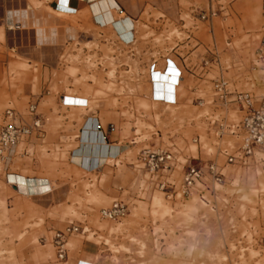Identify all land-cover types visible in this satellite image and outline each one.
<instances>
[{
	"label": "rangeland",
	"instance_id": "rangeland-1",
	"mask_svg": "<svg viewBox=\"0 0 264 264\" xmlns=\"http://www.w3.org/2000/svg\"><path fill=\"white\" fill-rule=\"evenodd\" d=\"M31 1H0V13L29 12L20 24L10 18L0 40V127L9 108L15 123H29L30 104L41 120L0 170V264H264V146L244 165L227 163L242 113L214 92L223 78L264 96V0L119 1L137 23L126 43L87 27V16L51 20L43 8L39 24L55 35L38 42ZM177 57L196 100L154 101L149 65ZM91 116L107 144L125 148L87 170L71 157H94L82 140ZM144 148L177 155L173 190L136 165ZM185 157L214 162L222 179L205 171L183 196ZM114 200L124 216L101 218ZM67 226L78 230L60 258L55 235Z\"/></svg>",
	"mask_w": 264,
	"mask_h": 264
},
{
	"label": "built area",
	"instance_id": "built-area-1",
	"mask_svg": "<svg viewBox=\"0 0 264 264\" xmlns=\"http://www.w3.org/2000/svg\"><path fill=\"white\" fill-rule=\"evenodd\" d=\"M212 12V11H211ZM156 68L154 64L151 69ZM158 67V66H157ZM215 96L223 103H231L238 107L242 113L240 121L234 125L240 136V142L232 153L224 152L227 163L246 164L251 159L256 150L264 146V96H254L249 92L233 91L228 87V82L223 78L214 82ZM29 123H15L16 113L9 108L5 111L4 124L0 127V170L7 171L8 164L14 154L16 146L28 138L32 133L41 132V120L36 113L34 104L28 106ZM100 126L97 127V130ZM221 127V126H220ZM99 131V130H98ZM102 133L101 131H99ZM196 142V140H194ZM76 154H73V161ZM76 163L75 161H73ZM178 163L175 153L159 149L144 148L139 151L136 158V165L144 170L153 182L161 190H173L175 184L168 180L170 172ZM78 164V163H77ZM183 176L178 186V192L183 196H188L201 183L205 171L212 176L215 181L222 179V172L214 162L202 163L201 161H184ZM11 173H5V177ZM12 185V184H11ZM126 206L118 200H114L110 207L102 208L99 211L100 217L107 220H117L124 216ZM76 226H67L63 231H59L56 237L59 257L64 254L63 238L74 231Z\"/></svg>",
	"mask_w": 264,
	"mask_h": 264
},
{
	"label": "crops",
	"instance_id": "crops-1",
	"mask_svg": "<svg viewBox=\"0 0 264 264\" xmlns=\"http://www.w3.org/2000/svg\"><path fill=\"white\" fill-rule=\"evenodd\" d=\"M0 1H12V0H0ZM17 1H27V0H17ZM42 1H46V2L49 1V2L44 4ZM108 1L110 2L111 0H32L31 1V3H32L31 4V7H32L31 12L34 16L35 34L37 36L38 41L43 42L44 40H47L48 38H52L55 35L53 27L50 28V34L47 35L45 32V29L39 24V20L36 17V14L40 13L41 8L46 9V11H47L45 18L49 17L51 20H53L55 17H58V18L67 17V18H69V17H77V16H87V18H86V21L88 22L87 27H96L99 30H108V31H110V33H113V34H114V31H113L114 29L111 26H108L107 24H105L103 22L102 18L101 17L98 18V16L104 17L105 14H109L111 19L114 21V20H117L118 18H120L122 16V13H123V14L128 15V17L131 19V21L133 23L132 37H134L135 27H136L137 23L132 19V17L130 16L131 14L129 12H127L128 13L127 14L123 10L121 5L119 4V1H125V0H112L110 2L111 4H113L112 6L109 4ZM52 11L54 14H52ZM28 16H29V12L27 10L15 11L14 16L9 15V14H4V12L0 13V40H2V38H3L2 33L7 31V28L5 25L10 20V18L15 17L16 22H18V24H20L21 19L24 20ZM18 28H20V25L18 26ZM208 33L210 35H212L213 34L212 29L209 30ZM116 34H114V35L117 36L118 34L117 35ZM69 36L71 38L75 37L74 34H70ZM208 55H211V54L208 53ZM175 60H176V58H175ZM169 61L173 62L174 66H173V69H171V70H173V72H175L176 75L178 76L177 89H169L167 91H164L162 95L161 94L156 95L154 90H153L152 98L153 97H160L159 99L153 98V100L154 101L156 100L158 102H163L166 104H171V105H173L175 102L177 103L180 100L191 101V102L195 101L196 99H195L194 94L197 91V87L186 88L185 82L187 81V79H186V77H184V71L186 70V68H185L184 64L182 63L181 58L177 57L176 62L174 60H172L171 58H169L168 62ZM159 70H160V72H162V71L164 72L165 68L163 67L162 70L161 69H159ZM189 70L188 71L186 70V71L190 72ZM193 71H194V69H193ZM190 74H191V72H190ZM191 75H193V74H191ZM176 93H177V95H176ZM184 94H185V96H184ZM176 96H177V98H176ZM185 160L186 161H193V160L197 161V158L185 157L184 161Z\"/></svg>",
	"mask_w": 264,
	"mask_h": 264
},
{
	"label": "bare ground",
	"instance_id": "bare-ground-1",
	"mask_svg": "<svg viewBox=\"0 0 264 264\" xmlns=\"http://www.w3.org/2000/svg\"><path fill=\"white\" fill-rule=\"evenodd\" d=\"M112 1V0H111ZM110 1V2H111ZM109 2V1H108ZM109 4L112 6L113 4ZM116 5V4H115ZM91 6V5H90ZM101 17L103 22L107 24L108 26H111L114 29V32H116L121 40L123 42H129L132 39V27L133 23L131 19L128 17V15L123 14L120 18L117 20H112L109 14H105L103 16H98V18ZM20 34V33H19ZM16 36V34H15ZM18 39V38H17ZM38 41V39H37ZM39 42V41H38ZM169 59V58H168ZM168 59H165V71L160 72L159 68H157L156 62H152L149 65V75L151 78V91L154 90L155 94H163L164 91H167L169 89H177V79L178 76L176 75L175 72H173V62L169 61ZM154 64L156 68L154 67L151 69V65ZM162 70V69H161ZM153 98H160V97H153ZM167 105V104H166ZM170 105V104H169ZM99 126V123L95 117H89L86 118L85 123L83 125L84 132H83V137L82 140L85 141H90V144H94V157L93 158H81V156L74 157L73 161L81 165L87 170L93 169L100 164H103L107 162L109 157H114L116 154L122 152V150L125 148L124 146L121 145H109L104 139V136L102 133H100L97 130V127ZM84 144V143H83ZM85 145V144H84ZM91 147V145H90ZM87 149H89V146H87ZM92 150V149H91ZM77 153H81V148L77 149ZM93 153V152H92ZM91 153V154H92ZM88 156V155H87ZM10 174H8L5 177V180L9 177ZM192 205L187 206L186 211L190 214L192 210Z\"/></svg>",
	"mask_w": 264,
	"mask_h": 264
},
{
	"label": "snow or ice",
	"instance_id": "snow-or-ice-1",
	"mask_svg": "<svg viewBox=\"0 0 264 264\" xmlns=\"http://www.w3.org/2000/svg\"><path fill=\"white\" fill-rule=\"evenodd\" d=\"M82 103V102H81Z\"/></svg>",
	"mask_w": 264,
	"mask_h": 264
}]
</instances>
